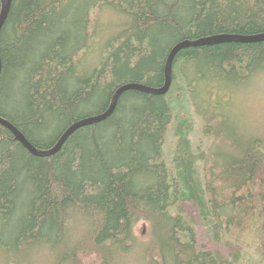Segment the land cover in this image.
Here are the masks:
<instances>
[{"label": "trees", "instance_id": "trees-1", "mask_svg": "<svg viewBox=\"0 0 264 264\" xmlns=\"http://www.w3.org/2000/svg\"><path fill=\"white\" fill-rule=\"evenodd\" d=\"M105 12L121 25L106 36L111 27L97 19ZM263 33L264 0H11L0 30V117L48 150L72 123L104 113L119 87H161L177 43ZM258 71L264 42L180 50L166 95L123 92L107 119L49 157L30 154L0 126L5 264H264V141L217 128L194 99L204 137L226 151L193 150L187 108L194 85L225 86ZM187 203L212 243L238 247L230 259L197 249L180 207Z\"/></svg>", "mask_w": 264, "mask_h": 264}, {"label": "rangeland", "instance_id": "rangeland-1", "mask_svg": "<svg viewBox=\"0 0 264 264\" xmlns=\"http://www.w3.org/2000/svg\"><path fill=\"white\" fill-rule=\"evenodd\" d=\"M97 19H100L99 27H111V30H109V33L107 31L105 36L106 34H111L115 32V30L120 29L121 25H118V20H116V18H114L109 12H105L102 15L100 13ZM124 20L125 19H122V22H124ZM89 61L90 63L94 62L92 58H90ZM87 67H89L88 64ZM206 84L207 83L200 82L197 85H194V96L188 94L189 99H187L190 101L187 105L188 114L192 115L193 118L188 140L190 142V147L193 150L199 151V148L201 150L211 146L215 153L222 154L226 151L225 147L218 144L213 136L204 137L203 129L205 121L203 122L202 119L197 118L195 111L198 108L193 106L194 99L195 102H198L202 110L205 107L211 110L217 121L215 125L217 128L218 126H222L221 123H225L223 124V128H229L231 125L232 128L234 127L236 129L237 134L242 137V140L253 138L264 141V71L255 72L254 75L244 79L242 82L227 83L224 84L225 86H221L223 85L221 83ZM219 89L223 90L219 91ZM174 121L175 119L173 118L171 121L172 125H174ZM172 125L168 127L165 133V141L163 145V158L167 162L172 159L173 148L176 142V136L174 135ZM180 207L187 213L190 220L194 223L197 249L202 252L218 251L225 258L230 259V255L235 251V248L238 249V247L232 245H215L212 243L206 237L205 230L198 220L195 205L187 203ZM143 228V225H139L135 228V234L142 239L146 236ZM69 230H71V228H69ZM68 235L71 236L69 233ZM248 260L249 259H247V261ZM35 261L36 260H34V262ZM0 264H5V256L1 254ZM130 264L140 263L131 262Z\"/></svg>", "mask_w": 264, "mask_h": 264}, {"label": "water", "instance_id": "water-1", "mask_svg": "<svg viewBox=\"0 0 264 264\" xmlns=\"http://www.w3.org/2000/svg\"><path fill=\"white\" fill-rule=\"evenodd\" d=\"M11 5V0H0V30L5 22L7 17L9 8ZM264 42V33L252 36H240V35H215L210 37H204L198 39L196 41H182L177 43L172 49L170 50L164 66V82L161 87L157 89L149 88L147 86L141 84H125L119 87L112 95L109 106L107 110L97 116L85 118L79 120L77 122L72 123L69 127L65 129V131L61 134L58 138L57 142L48 150H38L33 147L25 137L9 122L0 118V126L7 130L21 146L28 151L30 154L36 157H49L57 153L64 142L71 136L75 131L81 129L83 127L99 123L105 119H107L114 111L117 100L119 96L126 91H137L144 94H149L153 96H164L168 93L172 83V66L173 60L176 54L183 49L187 48H200L206 46H213V45H221V44H252V43H261ZM0 68H1V61H0Z\"/></svg>", "mask_w": 264, "mask_h": 264}, {"label": "bare ground", "instance_id": "bare-ground-1", "mask_svg": "<svg viewBox=\"0 0 264 264\" xmlns=\"http://www.w3.org/2000/svg\"><path fill=\"white\" fill-rule=\"evenodd\" d=\"M207 85V84H206ZM1 118V117H0ZM1 119H3V118H1ZM3 120H5V119H3Z\"/></svg>", "mask_w": 264, "mask_h": 264}]
</instances>
